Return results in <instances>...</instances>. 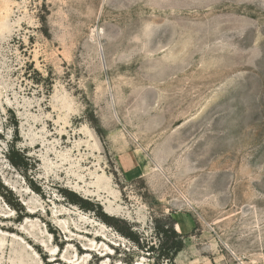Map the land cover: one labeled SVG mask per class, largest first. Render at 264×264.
I'll return each instance as SVG.
<instances>
[{"label":"rangeland","instance_id":"374dc122","mask_svg":"<svg viewBox=\"0 0 264 264\" xmlns=\"http://www.w3.org/2000/svg\"><path fill=\"white\" fill-rule=\"evenodd\" d=\"M0 264H264V0H0Z\"/></svg>","mask_w":264,"mask_h":264},{"label":"trees","instance_id":"16d2710c","mask_svg":"<svg viewBox=\"0 0 264 264\" xmlns=\"http://www.w3.org/2000/svg\"><path fill=\"white\" fill-rule=\"evenodd\" d=\"M66 195L68 196V198H70V200L74 203L80 204V205H84L87 202H85L84 200H82L80 197L76 196L74 193L68 192L66 191ZM100 216L102 217V219H104L107 223L112 224V225H116L123 233L127 234L128 229L123 228V227H119L118 225V219L112 216H107L106 214L103 213H99ZM167 233V232H166ZM162 246H163V251H164V255H167V258H172L174 257V255L177 254V252H179L183 246H184V242L182 240V237L180 234L171 231V233H167L164 235V239L162 242Z\"/></svg>","mask_w":264,"mask_h":264}]
</instances>
